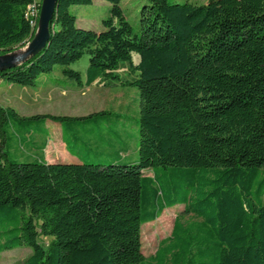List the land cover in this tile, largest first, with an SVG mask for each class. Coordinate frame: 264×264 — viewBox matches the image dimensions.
Returning <instances> with one entry per match:
<instances>
[{"label": "trees", "instance_id": "16d2710c", "mask_svg": "<svg viewBox=\"0 0 264 264\" xmlns=\"http://www.w3.org/2000/svg\"><path fill=\"white\" fill-rule=\"evenodd\" d=\"M107 1L95 31L70 11L92 0H57L46 46L0 79L33 87L61 67L81 83L70 65L88 53L86 84L137 88L136 158H103L88 141L111 146L114 112L20 116L0 104V252L30 248L18 264H264V0H147L139 33L121 0ZM32 3L40 10L41 0H0V56L34 36ZM123 64L133 80L116 73ZM47 120L79 162L16 157L43 149L33 136ZM177 204L194 218L177 217L145 257L141 225Z\"/></svg>", "mask_w": 264, "mask_h": 264}, {"label": "rangeland", "instance_id": "374dc122", "mask_svg": "<svg viewBox=\"0 0 264 264\" xmlns=\"http://www.w3.org/2000/svg\"><path fill=\"white\" fill-rule=\"evenodd\" d=\"M40 0H35L39 2ZM147 0H121L120 7L125 19L131 24L133 31L139 33L138 12L140 6ZM171 3L190 2L192 4H203L207 0H168ZM110 2L107 0H92L91 4L87 5H72L70 11L76 16V25L83 28H89L95 31H100L104 27L102 20L110 17ZM26 45L16 49L12 54L19 56L26 51ZM139 56L137 53H132L133 63H137ZM89 63L88 53L70 67L81 72L85 77V71ZM122 81L133 80L137 74L130 69L128 64L120 65L116 72ZM52 77L61 80L67 84L65 88L44 85L40 83L36 89L28 86L17 84H9L0 79V104L5 107L14 108L19 115L26 116L34 113H47L51 115H85L90 112L107 109L111 112L125 113V118L121 119V125H126V130L137 139V120H138V91L136 87L121 86L116 81L107 82L100 80L89 88H74L75 82L64 77L61 68L57 67L51 74ZM41 81L44 76L40 77ZM78 86V85H77ZM128 111H127V110ZM85 124L83 126H89ZM46 128L49 133L36 134V142L38 144L46 142L43 150L35 152L29 151L23 153L26 157H16L20 160H32L39 157H44L45 160L51 162H68L60 148H54L57 136L59 135V123L53 120H47ZM131 137V138H133ZM18 151V150H17ZM69 154V152H68ZM70 155V154H69ZM136 158V156H135ZM134 159H126L133 161ZM148 173V172H147ZM177 217L183 222H188L194 217L191 214L184 213V206L181 204L174 205L164 209L161 214L153 221L143 223L141 225V247L145 257L153 256L161 244V241L170 236L174 221ZM49 237H44V243H47ZM31 250L28 247H17L10 250L0 252V264H18L21 262Z\"/></svg>", "mask_w": 264, "mask_h": 264}, {"label": "crops", "instance_id": "0c3cea01", "mask_svg": "<svg viewBox=\"0 0 264 264\" xmlns=\"http://www.w3.org/2000/svg\"><path fill=\"white\" fill-rule=\"evenodd\" d=\"M59 68H61V67H59ZM61 70H62V68H61ZM53 71L51 73H49V74L40 75L39 78H38L37 84L35 86L31 87V88L32 89H36V87L40 83H44V85L46 84L48 86L50 85V86H52L54 88H57V87L65 88L67 86V84H65V82H63L61 80H58V79H56V78L51 76ZM80 75H81V83H77L76 81L69 79V80L75 82V85L73 87H71L72 89H74V88L78 89L80 87L82 88V86L86 87V88H89L92 85H94L96 82L102 80V79L98 78V79L94 80L91 84H86L85 83L86 71H85V77L82 76L81 72H80ZM41 76H44V80L43 81H41V79H40ZM118 83H120V82H118ZM9 84H11V83H9ZM120 85L123 86L121 83H120ZM123 87H125V86H123ZM100 111H108V110L104 109V110H100ZM95 112H98V111H95ZM95 112H90V113L85 114V115H57L56 114L55 116H86V115H89V114H92V113H95ZM114 113H116L118 116H120V119H124L125 118V113H119V112H114ZM34 114H47V113H34ZM31 115H33V114H31ZM49 115H51V114H49ZM26 116H30V115H26ZM120 125H121V122H120ZM58 127H59V135H56L58 140H56V142H55L56 144H54V146H55L54 148L57 149V148H59V145H60V148L62 149V152L65 155V159L68 162H79L80 158L77 155H74V154H72V153H70L68 151L67 146H66V144L64 142L63 135H62L61 125L58 126ZM122 127L123 128L120 129L119 128V124H118V126L115 127L116 132H117L116 135L117 134L118 135H117L115 140H111L110 141L109 145H111V146H106V145H103V144H99L94 139H90V138L88 139V141H90L92 147L95 150L100 152V154L102 155L103 158L116 159V158H122L123 157V158L134 159L135 156H136L137 140L132 136V134L129 131L126 130V128H127L126 125H122ZM47 133H49V132H47ZM31 136H33V134ZM131 137H133V138H131ZM33 139L36 142L37 138H36L35 135L33 136ZM57 143H59V145ZM42 144L44 145V147H43V149H44L45 146H46V142L44 141ZM68 152H69L70 155L68 154ZM41 158L43 160H45L44 157H41ZM45 161L46 162H51V160H45Z\"/></svg>", "mask_w": 264, "mask_h": 264}, {"label": "water", "instance_id": "95a60500", "mask_svg": "<svg viewBox=\"0 0 264 264\" xmlns=\"http://www.w3.org/2000/svg\"><path fill=\"white\" fill-rule=\"evenodd\" d=\"M57 0H41L37 27L34 36L26 43V51L19 56L7 53L0 56V70L11 68L18 62L24 60L30 55H34L42 50L49 39V22L53 16Z\"/></svg>", "mask_w": 264, "mask_h": 264}, {"label": "built area", "instance_id": "2783aa9c", "mask_svg": "<svg viewBox=\"0 0 264 264\" xmlns=\"http://www.w3.org/2000/svg\"><path fill=\"white\" fill-rule=\"evenodd\" d=\"M26 15L29 18H31L30 19L31 27L32 28H35V26L37 27V20H38L39 10H38V7H37L36 3H32L31 5H29L27 7ZM35 17H37V20H35Z\"/></svg>", "mask_w": 264, "mask_h": 264}]
</instances>
